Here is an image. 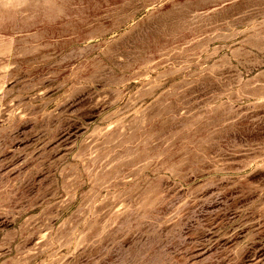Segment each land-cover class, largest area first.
I'll list each match as a JSON object with an SVG mask.
<instances>
[{"label": "rangeland", "instance_id": "374dc122", "mask_svg": "<svg viewBox=\"0 0 264 264\" xmlns=\"http://www.w3.org/2000/svg\"><path fill=\"white\" fill-rule=\"evenodd\" d=\"M0 264H264V0H0Z\"/></svg>", "mask_w": 264, "mask_h": 264}]
</instances>
